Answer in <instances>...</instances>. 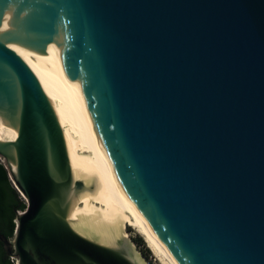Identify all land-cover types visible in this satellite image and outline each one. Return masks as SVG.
<instances>
[{"label":"water","instance_id":"water-1","mask_svg":"<svg viewBox=\"0 0 264 264\" xmlns=\"http://www.w3.org/2000/svg\"><path fill=\"white\" fill-rule=\"evenodd\" d=\"M0 160L17 264H264V0H0Z\"/></svg>","mask_w":264,"mask_h":264},{"label":"trees","instance_id":"trees-1","mask_svg":"<svg viewBox=\"0 0 264 264\" xmlns=\"http://www.w3.org/2000/svg\"><path fill=\"white\" fill-rule=\"evenodd\" d=\"M27 204L21 194L13 185L5 164L0 160V232L9 240L14 238L17 228V216L26 211ZM134 242L143 250L144 255L150 259L151 252L141 237ZM0 264H17V261L7 255L4 244L0 241ZM150 264H153L152 262Z\"/></svg>","mask_w":264,"mask_h":264},{"label":"bare ground","instance_id":"bare-ground-1","mask_svg":"<svg viewBox=\"0 0 264 264\" xmlns=\"http://www.w3.org/2000/svg\"><path fill=\"white\" fill-rule=\"evenodd\" d=\"M22 23L23 27H25L23 19H21L20 24ZM23 53L26 56L28 67L31 69V71L36 76L32 55L30 51L29 45H23L20 44ZM37 78V77H36ZM126 226H129L136 230V232L144 239L145 243L147 244V247L153 254V256L157 259L159 264H173L172 261L169 259V257L166 255L164 250L160 247V245L154 240V238L146 231V229L140 224L138 216L133 213L129 214L124 225L123 230L126 228Z\"/></svg>","mask_w":264,"mask_h":264},{"label":"rangeland","instance_id":"rangeland-1","mask_svg":"<svg viewBox=\"0 0 264 264\" xmlns=\"http://www.w3.org/2000/svg\"><path fill=\"white\" fill-rule=\"evenodd\" d=\"M25 200V199H24ZM124 233L126 234V236L128 237V239L129 240H131L132 241V243L134 244V246L136 247V249L138 250V252L139 253H142L143 255H144V253H143V250L141 249V248H139L138 246H137V244L134 242V240H135V238H137V237H141L137 232H136V230L135 229H133V228H131V227H129V226H126V228H124ZM142 238V237H141ZM143 239V238H142ZM144 240V239H143ZM145 242V241H144ZM146 244V243H145ZM146 248H148L147 247V244H146ZM149 249V248H148ZM151 252V251H150ZM146 257V256H145ZM146 263L147 264H150L151 262L153 263V264H159L158 263V261H157V259L153 256V254L151 253V258L150 259H148L147 257H146Z\"/></svg>","mask_w":264,"mask_h":264}]
</instances>
